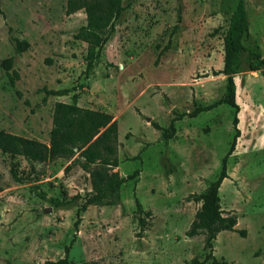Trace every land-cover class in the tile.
Returning <instances> with one entry per match:
<instances>
[{
    "label": "rangeland",
    "instance_id": "1",
    "mask_svg": "<svg viewBox=\"0 0 264 264\" xmlns=\"http://www.w3.org/2000/svg\"><path fill=\"white\" fill-rule=\"evenodd\" d=\"M245 2L249 38L242 45L264 58V0ZM235 3L121 0L124 10L84 78L86 45L73 39L85 25L82 11L66 15V0H0V63L13 59L10 70L0 65V130L47 145L54 103L105 112L117 125L113 171L131 176L111 203L86 207L74 227L91 195L88 175L71 164L77 153L42 164L0 153V264H44L66 250L70 264L204 257V236H185L200 208L190 196L216 179L233 139V112L223 104L187 114L225 96L226 77L214 73L223 66L222 37ZM16 42L28 48L16 54ZM249 62L242 52L232 75L239 137L218 189L223 216L234 217L244 237L218 233V263L264 264V78ZM62 90L68 93L48 94ZM172 120L164 142L151 123L165 129ZM52 199L67 203L53 207Z\"/></svg>",
    "mask_w": 264,
    "mask_h": 264
},
{
    "label": "trees",
    "instance_id": "2",
    "mask_svg": "<svg viewBox=\"0 0 264 264\" xmlns=\"http://www.w3.org/2000/svg\"><path fill=\"white\" fill-rule=\"evenodd\" d=\"M124 7L121 0H66V15L82 11L85 15V25L80 27L73 35V39L86 45L84 78H87L98 62L105 43L114 31V22L117 20ZM177 26L173 27V31ZM249 38L248 22L246 15L245 0H236L234 9L230 15L227 28L222 37L223 46V66L214 75L226 77L225 96L217 102L203 107L195 108L188 117L194 118L201 112L209 111L218 105H227L232 109V127L234 135L227 154L221 160V166L216 179L198 195H191L190 200L200 203L199 211L196 214V221L191 224V229L185 234L187 238H194L203 235L204 257L201 260L191 259L188 264H205L211 261L218 263L212 256V241L220 232H237L244 237V233L234 230L236 219L232 216H223L219 206L218 189L221 182L227 178L226 159L234 151L236 139L239 137L237 129L238 106L235 102V84L233 82L234 67L238 62L239 55L247 52L250 59L249 71L261 70L264 78V58L257 51H249L243 47V40ZM28 48L26 42H16L15 52L21 54ZM167 49V47H165ZM13 59L6 58L0 65L4 70H10ZM13 83L12 79H9ZM68 90L60 92H49V95L57 96L66 94ZM183 115L177 116L179 119ZM172 120L165 129L159 128L155 123L151 125L161 130V138L168 141L174 133V123ZM117 125L112 116L101 111L80 108L75 104H65L56 102L53 105L51 117V129L49 131L48 144L40 143L33 139H28L12 135L0 130V153L10 158L22 157L27 162L42 164L56 159L70 160L78 164L80 169L88 175L90 185V196L84 204L77 210V219L74 227H77L80 214L90 205H102L111 203L117 197L121 185L131 176L122 178L113 171L118 166L116 157ZM137 171L134 172L136 174ZM53 207H58L67 203L62 199L49 200ZM136 213H141L140 204L135 201ZM146 215H149L146 213ZM67 250L65 257L57 261H46L44 264H70L67 260Z\"/></svg>",
    "mask_w": 264,
    "mask_h": 264
}]
</instances>
